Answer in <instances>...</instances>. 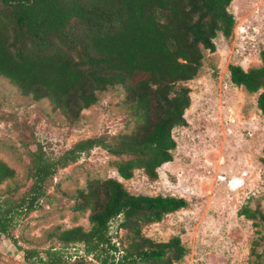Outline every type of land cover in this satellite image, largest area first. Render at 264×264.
<instances>
[{"label":"trees","instance_id":"trees-1","mask_svg":"<svg viewBox=\"0 0 264 264\" xmlns=\"http://www.w3.org/2000/svg\"><path fill=\"white\" fill-rule=\"evenodd\" d=\"M232 1L0 0V77L23 96L50 100L72 121L96 105L101 94L120 86L134 125L126 133L82 139L58 156L38 145L31 153V185L17 199V184L1 189L16 171L0 160V237L21 250L13 231L48 197V182L95 149L119 159L116 169L123 180L138 170L150 180L158 178V169L174 160L173 131L188 125L191 90L186 84L199 75L205 51L215 52L218 35L233 34ZM261 61L249 70L229 69L233 84L258 94L264 118V50ZM187 207L181 197L134 195L117 179H95L78 191L75 206L89 213L90 228H58L55 235L63 249L82 246L84 260L75 264H178L187 255L181 237L157 242L143 228ZM244 214L255 217L247 210ZM117 221L114 243L111 228ZM119 230L125 231L121 239ZM23 253L28 264L68 261L55 248ZM254 264L263 262L258 257Z\"/></svg>","mask_w":264,"mask_h":264},{"label":"rangeland","instance_id":"rangeland-1","mask_svg":"<svg viewBox=\"0 0 264 264\" xmlns=\"http://www.w3.org/2000/svg\"><path fill=\"white\" fill-rule=\"evenodd\" d=\"M229 10L236 19L233 34L218 35L215 52L205 51L199 75L186 84L191 90L188 125L173 131L174 160L158 169V178L150 180L138 170L132 179L123 180L116 169L119 159L102 149L82 156L58 171L48 182V197L13 231L21 250L0 237V264H28L25 249L64 251L66 264L84 260L81 245L63 249L55 232L90 228L89 213L75 206L78 191L95 179H117L134 195L188 201L187 208L143 228V234L157 242L181 237L187 255L178 264H254L258 257L264 264V118L257 107L258 94L233 84L229 69L261 66L264 0H233ZM124 97L122 87L112 88L72 121L50 100L23 96L0 77V160L16 171L15 179L1 189L17 184V199L29 188L31 153L38 145L58 156L82 139L129 132L134 125ZM245 210L255 217L247 218ZM119 222L111 228L116 241ZM118 232L121 239L125 231Z\"/></svg>","mask_w":264,"mask_h":264},{"label":"built area","instance_id":"built-area-1","mask_svg":"<svg viewBox=\"0 0 264 264\" xmlns=\"http://www.w3.org/2000/svg\"><path fill=\"white\" fill-rule=\"evenodd\" d=\"M113 242L116 243L117 241L114 239ZM95 264H99V263H95Z\"/></svg>","mask_w":264,"mask_h":264}]
</instances>
